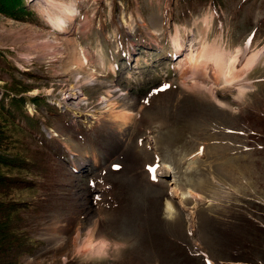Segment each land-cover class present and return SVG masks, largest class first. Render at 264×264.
I'll return each mask as SVG.
<instances>
[{
	"label": "rangeland",
	"instance_id": "374dc122",
	"mask_svg": "<svg viewBox=\"0 0 264 264\" xmlns=\"http://www.w3.org/2000/svg\"><path fill=\"white\" fill-rule=\"evenodd\" d=\"M28 4L39 22L0 13V96L62 114L26 136L18 264H264V55L241 92L182 74L204 44L264 49V0Z\"/></svg>",
	"mask_w": 264,
	"mask_h": 264
},
{
	"label": "trees",
	"instance_id": "16d2710c",
	"mask_svg": "<svg viewBox=\"0 0 264 264\" xmlns=\"http://www.w3.org/2000/svg\"><path fill=\"white\" fill-rule=\"evenodd\" d=\"M29 0H0V13L30 23L40 20ZM192 6L197 4L218 5L223 0H182ZM166 51V50H163ZM125 54V53H124ZM3 56V52L0 51ZM10 89V88H9ZM5 89L0 96V264H18L25 250L29 235L16 221L22 211L32 206L24 195L25 190L36 187L32 154L27 149L26 136L37 131L43 133L40 110L48 109L58 115L62 111L43 96L19 95L20 91ZM28 103L34 105L30 112ZM29 148V147H28Z\"/></svg>",
	"mask_w": 264,
	"mask_h": 264
},
{
	"label": "bare ground",
	"instance_id": "6f19581e",
	"mask_svg": "<svg viewBox=\"0 0 264 264\" xmlns=\"http://www.w3.org/2000/svg\"><path fill=\"white\" fill-rule=\"evenodd\" d=\"M174 42L179 49L182 47L179 38H175ZM236 51L237 53L235 54L227 55V52L222 50H209L208 46L204 44L198 51L194 52L191 50L185 56L186 64L182 68V74H184V76H190L191 82L195 86H206L202 82L203 80H197V78H201L211 82L209 86L211 89H213V86H215L218 81L223 85L233 86L241 92L245 87L242 83L243 79L250 70L257 66L264 55V49L262 47L261 50L252 51L246 57L240 58H237L240 49L238 48ZM82 54L84 55V53ZM187 192L188 196H193L191 191ZM169 205L171 207V203H169Z\"/></svg>",
	"mask_w": 264,
	"mask_h": 264
}]
</instances>
